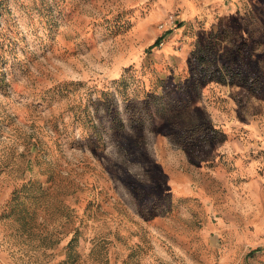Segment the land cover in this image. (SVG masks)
<instances>
[{"label":"rangeland","instance_id":"374dc122","mask_svg":"<svg viewBox=\"0 0 264 264\" xmlns=\"http://www.w3.org/2000/svg\"><path fill=\"white\" fill-rule=\"evenodd\" d=\"M0 264H264V0H0Z\"/></svg>","mask_w":264,"mask_h":264},{"label":"trees","instance_id":"16d2710c","mask_svg":"<svg viewBox=\"0 0 264 264\" xmlns=\"http://www.w3.org/2000/svg\"><path fill=\"white\" fill-rule=\"evenodd\" d=\"M160 41H161L160 39H157V40L153 43V45H151V47H152V46H156V45H158V44L160 43Z\"/></svg>","mask_w":264,"mask_h":264},{"label":"built area","instance_id":"2783aa9c","mask_svg":"<svg viewBox=\"0 0 264 264\" xmlns=\"http://www.w3.org/2000/svg\"><path fill=\"white\" fill-rule=\"evenodd\" d=\"M171 23H175L176 24V21L174 20V18L171 19Z\"/></svg>","mask_w":264,"mask_h":264}]
</instances>
